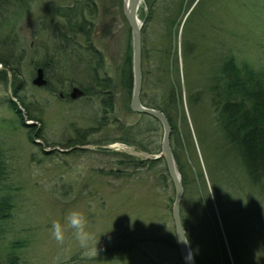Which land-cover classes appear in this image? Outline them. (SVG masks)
<instances>
[{
  "label": "rangeland",
  "instance_id": "1",
  "mask_svg": "<svg viewBox=\"0 0 264 264\" xmlns=\"http://www.w3.org/2000/svg\"><path fill=\"white\" fill-rule=\"evenodd\" d=\"M30 1L27 11L16 12L13 17L18 51L9 56L11 51L0 45L1 60L12 63L20 51L23 53L19 66H12L18 68L15 76L9 71L3 79L0 64V147L7 151L12 168L8 194L14 209L0 243V256L16 244L22 264H181L169 212L174 192L170 180L162 178L166 173L163 160L149 159L157 163L136 170L131 165L125 175H120L118 159L130 163L143 160L129 151L103 149L118 144L158 156L162 140L159 124L130 110L133 89L127 75L132 79L133 48L122 0H93L98 9L92 20L91 45L100 52L102 69L92 74L86 51L71 50L88 45L81 35H68L66 20L56 13L78 0ZM152 3L162 6L157 17L150 19ZM137 16L143 37L141 102L167 114L183 149L178 159L189 183L184 206L192 208L194 214L191 218L182 206V218L189 231L193 262L225 264L226 258L229 264H264V194L245 191L241 196L248 203L241 214L230 211L232 203L222 212L220 205L236 201L235 192L239 191L225 186L214 189L211 177L217 183L222 178L216 160L208 157L211 145L205 148L201 144L207 135L218 142L213 133L217 116L211 99L215 95L206 90L208 80L215 79L229 60L237 67L244 64L256 72L264 70V0H142ZM166 19L167 27L162 21ZM164 34L168 36L165 39ZM186 41L195 48L184 56ZM40 65L48 67L51 93L31 84ZM105 75L111 80L110 94L92 82L93 76L102 79ZM74 87L87 89L91 95H78L72 102L60 100V93L70 94ZM15 89L27 107V112L20 107L24 115L34 118V126L40 129L41 138L35 140L41 146L31 142L36 127H24L8 106ZM196 93L200 100L194 106L188 98ZM188 136L195 140L189 149ZM121 137L129 143H120ZM75 145L91 149L65 154L54 151L50 155L42 152L68 150ZM198 171L203 173L210 204L207 210L206 194L195 187ZM74 209L84 212L89 230L99 240L94 259L82 258L71 229L66 231L63 245L52 236L53 222L66 225V217ZM221 215L226 217V224ZM235 216L243 218L242 223Z\"/></svg>",
  "mask_w": 264,
  "mask_h": 264
},
{
  "label": "trees",
  "instance_id": "2",
  "mask_svg": "<svg viewBox=\"0 0 264 264\" xmlns=\"http://www.w3.org/2000/svg\"><path fill=\"white\" fill-rule=\"evenodd\" d=\"M185 1V0H184ZM30 0H0V45L2 44L3 49L7 47V54L16 53V50L20 48L19 40L17 37L14 38V36L17 33H14L15 30V23H14V16L16 15V12L24 13V11H27V8L29 7ZM182 3V2H181ZM151 6V12L150 16L152 18H156V13H158V10L160 9V6L158 3H152ZM96 8L95 2L93 0H81L78 3H76L74 6L66 8H59L57 13V16L62 17L67 25V28L69 30L68 35H81L83 38V42L85 45L88 46H81L80 50H77L78 47L75 49L72 48L74 52H81L85 50V54H87V58L90 60V73L92 74V71L94 72L100 71L102 69V57H100V52L96 50L91 45V32L93 27V18L96 16ZM183 7L181 8V10ZM90 19V20H89ZM89 20V21H88ZM166 27L167 21L169 19H166L165 21L162 20ZM174 23V20H171V24ZM13 30V31H12ZM166 30V29H164ZM13 34V35H12ZM168 36L162 35V38H167ZM78 43V42H77ZM18 44V45H17ZM185 51H183V55L187 56L192 50H194L195 45L193 43H188L187 41L184 43ZM185 53V54H184ZM9 54V56H11ZM22 54L20 51V54L18 58L16 57L15 61L12 63L10 61H7V59L1 60L0 64H3L4 72L1 73L3 76V79L6 80V73L11 72L14 76L16 71L18 70L17 67L13 68L12 66L20 64L22 60ZM92 57V58H91ZM95 60V61H94ZM92 63V64H91ZM44 72L47 71L46 66L40 65ZM219 75V76H218ZM128 76V85L130 86L131 80L130 76ZM126 76V77H127ZM217 76L219 78H217ZM217 76L214 79L211 77L208 80V83L206 86L207 92H209L212 96L214 93V97L211 99L214 103L215 108V114H216V122L217 126L214 127V134L218 138V142L216 140H210V137L204 138L203 142L201 143L203 147L208 148L211 145V148H208V157L213 158L216 160V168L219 171V176L222 178V180L217 183L214 178L211 177L213 180V183L215 188H222L225 186L226 188H229L234 191V187L238 189L239 196H237L235 192V198L236 201H227L224 204L220 205L222 212H225V205L231 204L232 210L235 211L236 214H241L243 208L248 203L246 198L242 197V193L245 191H249L252 194H264V70L254 71L249 68H246V66L240 65V67H237V65L226 62L223 63L222 69L220 73L217 72ZM93 76L92 82L94 83L95 87H98L99 90L103 92V90L111 91L109 88L110 85V79L107 75L103 76L102 79ZM222 78V79H221ZM224 79V82H223ZM210 82V83H209ZM219 83L222 86H219ZM81 89V87H80ZM91 89V88H90ZM17 89L13 90L12 95L10 96L8 100V106H10V109H12L19 117L22 122V125L26 127L27 129L36 127V130L34 131V140L41 138V135L39 133L40 129H37V126L27 127L24 125L23 118L20 113V111L17 109V105L12 102V99H15L16 102L22 107L25 108L27 112V107L24 104L23 100L19 98L16 92ZM47 90L53 92L51 89L50 84L47 86ZM81 91L85 94L84 96L91 95V92L87 91V89L82 88ZM93 92V90H91ZM105 91V92H107ZM188 98L189 103L194 105V102H197V100L200 96L199 93L191 94ZM198 103V102H197ZM199 104V103H198ZM29 112V111H28ZM166 118H168V122L170 124V118L165 114V112L161 111ZM144 116V115H142ZM147 117V116H146ZM144 117V118H146ZM149 119H152L150 117H147ZM29 120H34V118H31V116H28ZM154 120V119H152ZM155 122V120H154ZM157 123V122H155ZM158 124V123H157ZM219 126V127H218ZM171 129L170 134V149L173 153V158L176 161V167L177 170L180 172V177L182 180V189L184 190V194L182 196V204L181 207H179L180 211V221L183 225V231H185L186 234V240L189 244H191L189 240V231H187V225L185 221L183 220V208L184 211L189 210V215L192 218L194 212L190 211V209H186L184 206L185 203V196H187V188L189 186L188 180H186L185 177V171L182 170V163L180 159H178V154L181 149V141L178 139L177 131L172 126H169ZM205 132L204 134H207V130L204 128ZM195 132V130H194ZM199 136V134H198ZM188 149L189 147L192 148V143L195 142L191 140L188 136ZM197 140V139H196ZM207 140L209 143H207ZM215 141V142H214ZM33 144V141H31ZM120 143H129L125 138L121 137L119 138ZM76 144V143H75ZM207 144V146L205 145ZM77 145H83L82 143H78ZM40 146V145H36ZM136 146V145H135ZM138 146V145H137ZM136 146V147H137ZM141 150L140 147H137ZM201 150V149H200ZM7 151L2 149L0 147V243H3V237L6 233V225L10 222V218L13 214V201L10 198L9 192L11 193L9 183L11 181V178L9 177L11 170L10 166L8 164V157L6 156ZM43 152V151H42ZM72 152V151H71ZM203 153V151H201ZM201 153V155H202ZM43 153V155H50ZM203 157V156H202ZM218 160H220L218 162ZM136 161V160H135ZM119 165V171L117 173H120V175H125L127 172L125 169L127 167L133 165L134 170H136L138 167H143L144 164L154 165V163L157 162H150L146 163L144 160L139 161L137 160L136 163H130L126 162L125 159L122 160V158L118 159L116 161ZM206 165V164H205ZM208 171H210V167L206 165ZM111 171V170H110ZM166 172V170H165ZM204 172V171H203ZM211 172V171H210ZM116 173V172H114ZM202 171H198L194 177L196 179L195 187L198 190H203L206 195H204V209H210L209 208V202L207 199V193L204 189V179L202 175ZM211 176V175H210ZM163 179L167 178V173H165V176L162 177ZM236 185V186H235ZM233 187V188H232ZM242 190V191H241ZM4 193V194H2ZM202 194H198L197 200L199 202L201 201ZM206 196V197H205ZM199 202H197V206H199ZM189 204V203H188ZM182 206H184L182 208ZM237 209V210H235ZM228 210V209H227ZM241 210V211H240ZM208 212V211H207ZM221 218L224 220V224L226 217L224 215H221ZM235 219L243 220V218H240L239 216H235ZM213 220V217H212ZM214 221V220H213ZM212 221V222H213ZM228 234V232H227ZM230 233L227 235L228 238H230ZM234 241V240H233ZM237 243V242H236ZM230 245V243H229ZM234 242H231V246L234 251L235 250ZM17 245H10L5 249V252L3 255L0 256V264H22L21 260L19 259L18 255L16 254L15 248ZM17 249V248H16ZM233 252V251H232ZM237 252V251H236ZM238 253V252H237ZM235 254V252L233 253ZM224 258V256H223ZM225 264H229L228 260L224 258L223 260Z\"/></svg>",
  "mask_w": 264,
  "mask_h": 264
},
{
  "label": "water",
  "instance_id": "3",
  "mask_svg": "<svg viewBox=\"0 0 264 264\" xmlns=\"http://www.w3.org/2000/svg\"><path fill=\"white\" fill-rule=\"evenodd\" d=\"M123 14L124 17H126V21L128 26L130 27V32H131V39H132V77H133V84H132V93H131V104L130 108L132 112L137 113V114H143L144 116H149L158 123H160V129H162V135H161V145H159V154L158 156H151L148 154H144L142 152H136L131 149H127L130 154H134V156H140L142 160L148 161L150 160H163L164 163V170H166L167 173V178L168 181L170 180L171 182V188L172 191L174 192V196L172 198V206L170 207V214H171V222L173 223V232H174V241L176 242V252L178 253L179 256V261L181 264H195L193 262V256L192 253L190 252L189 249V243L186 240V234L185 231H183V225L180 221V211L179 207H181L182 204V196L184 194V190L182 189V180L180 177V172L177 170L176 167V161L173 158V153L172 150L170 149V134H171V129L169 127L168 121L165 119V116L163 113L159 111H155V109H149V108H143V106L140 103V91L141 89V82L143 80L142 75H141V24L138 21V16L136 14L137 8H139V4L141 0H123ZM37 76L36 78L32 81L34 86L37 87H42L45 86L47 83L43 79V74L42 70H37ZM81 92H79L77 89L73 90V93L71 95V98H75L77 95H80ZM15 102L14 100H12ZM20 110V107L18 108ZM21 112V110H20ZM25 125H31L30 123H26ZM27 126V127H31ZM39 129V127H37ZM33 143L40 145V143L36 140H33ZM120 147L118 144L106 146L103 149L105 150H110L113 152H122V153H128L125 150H115L113 148ZM122 148H125L124 146H121ZM76 150H86V149H91V147L85 146V147H75ZM73 149H68V150H59V149H51V150H44L43 153H50V152H61L65 154L66 152H69Z\"/></svg>",
  "mask_w": 264,
  "mask_h": 264
},
{
  "label": "clouds",
  "instance_id": "4",
  "mask_svg": "<svg viewBox=\"0 0 264 264\" xmlns=\"http://www.w3.org/2000/svg\"><path fill=\"white\" fill-rule=\"evenodd\" d=\"M83 167V166H81ZM94 209V205L92 206ZM72 230V236L82 250V258L94 259L98 256V243L96 234L88 228V220L83 211L71 210L66 217V225L60 221H54L52 224V236L57 243L63 245L66 238V231Z\"/></svg>",
  "mask_w": 264,
  "mask_h": 264
},
{
  "label": "flooded vegetation",
  "instance_id": "5",
  "mask_svg": "<svg viewBox=\"0 0 264 264\" xmlns=\"http://www.w3.org/2000/svg\"><path fill=\"white\" fill-rule=\"evenodd\" d=\"M43 73H44V78L47 79V76H46L47 73H46V71L44 72V70H43ZM47 81H48V80H47ZM47 83H48V84H47V86H48L50 83H49V81H48ZM84 95H85V94H84ZM59 98H61V100H66V101H69V102H70V101L72 102V100L74 99V98L71 99V97L69 96V94L66 95V94H63V93H62V94H59ZM87 98H88V97H87ZM88 99H89V98H88ZM75 147H77V145H75ZM75 147H74V146H73V147H70V149H73V148L75 149ZM75 150H76V149H75ZM75 150H71V151H75ZM78 151H79V150H78Z\"/></svg>",
  "mask_w": 264,
  "mask_h": 264
},
{
  "label": "bare ground",
  "instance_id": "6",
  "mask_svg": "<svg viewBox=\"0 0 264 264\" xmlns=\"http://www.w3.org/2000/svg\"><path fill=\"white\" fill-rule=\"evenodd\" d=\"M9 74V73H8ZM113 149H115V148H113ZM129 149V148H128ZM118 150H125V151H127V149H125V148H122V147H120V149H118Z\"/></svg>",
  "mask_w": 264,
  "mask_h": 264
}]
</instances>
